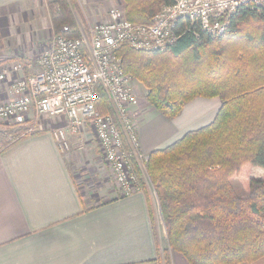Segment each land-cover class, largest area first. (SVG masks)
<instances>
[{"label": "trees", "instance_id": "1", "mask_svg": "<svg viewBox=\"0 0 264 264\" xmlns=\"http://www.w3.org/2000/svg\"><path fill=\"white\" fill-rule=\"evenodd\" d=\"M123 1L127 18L137 23H151L162 5L174 2ZM55 2L61 8L54 26L68 23L77 36L71 5L79 10V1ZM184 26L163 51L124 46L122 69L144 84L147 101L169 118L198 97L222 103L210 124L153 150L146 171L171 250L190 264L253 263L264 257V179L252 178L244 194L233 178L244 165L264 168V9L240 11L220 36L200 30L197 37L198 28Z\"/></svg>", "mask_w": 264, "mask_h": 264}, {"label": "crops", "instance_id": "2", "mask_svg": "<svg viewBox=\"0 0 264 264\" xmlns=\"http://www.w3.org/2000/svg\"><path fill=\"white\" fill-rule=\"evenodd\" d=\"M46 1L0 0L3 63H35L40 52H32L51 40ZM80 1L92 17L109 9L110 0ZM20 47L26 55L18 53ZM136 81L144 155L210 124L222 103L218 97H198L172 119L147 101L148 89L138 81L145 88L140 91ZM10 96L9 86L0 82V103ZM45 121L47 126L0 154V264H190L166 247L148 193L118 195L93 137L70 134L71 147L62 150L49 128L58 120ZM241 264H264V257Z\"/></svg>", "mask_w": 264, "mask_h": 264}, {"label": "built area", "instance_id": "3", "mask_svg": "<svg viewBox=\"0 0 264 264\" xmlns=\"http://www.w3.org/2000/svg\"><path fill=\"white\" fill-rule=\"evenodd\" d=\"M258 8L264 9V0H174L162 5L151 23L133 22L125 9L117 6L86 28L79 24L77 36L64 25L35 63L19 60L0 73V80L13 79L11 96L0 103V154L47 126L45 120L56 119L61 125L49 128L62 150L71 147L70 134L95 135L120 196L143 192L138 169L147 175L148 155L140 151L139 96L132 76L122 69L120 50L129 46L163 51L176 42L182 23L198 28L197 37L200 30L220 36L230 29L233 16ZM18 74L22 76L15 79ZM146 184L154 191L148 176Z\"/></svg>", "mask_w": 264, "mask_h": 264}, {"label": "rangeland", "instance_id": "4", "mask_svg": "<svg viewBox=\"0 0 264 264\" xmlns=\"http://www.w3.org/2000/svg\"><path fill=\"white\" fill-rule=\"evenodd\" d=\"M56 0H47L46 1V5H45V11H46V13L49 15V17H50V20H51V22H52V27H53V34H52V37H53V35L54 34H56V32L58 31V29L54 26V24H53V19H54V16L56 15V13H58L59 11H60V9L59 8H61L60 7V5H59V3L58 2H55ZM79 2H78V4H79V10H77V9H75L72 5H71V8L73 9V14H74V16H75V21H76V24H77V29H78V27H79V24L82 26V28H86L87 27V25L89 24V22H91V21H93V22H95V21H100V20H102V19H104L105 17H104V14L105 13H103L102 15H95L94 17H92V15H91V10L89 11L88 9H87V6H85V4H83L80 0H78ZM51 2H52V4H51ZM106 6H108L109 7V10L111 9V8H113V7H122V8H124L125 9V12H126V5H125V3H124V1L123 0H110L109 2H108V4H106ZM88 7L91 9V6L90 5H88ZM94 10H92V12H93ZM254 21H256V20H254ZM257 22V21H256ZM64 25H69L68 23H64L63 25H61L60 26V28L61 27H63ZM258 25V24H257ZM257 25H255V26H253V27H256V29H257ZM70 26V25H69ZM71 27V26H70ZM246 30H250V27L249 26H246V27H244ZM79 32V31H78ZM51 40H52V38H51ZM51 40L48 42V44L47 45H44V48L46 47V46H48L49 44H50V42H51ZM38 47H33V49H37ZM43 48V46H40V48H38L37 50H35V51H33L32 53H38V52H40L41 50H43L42 49ZM29 49V48H28ZM26 51H27V49H26ZM26 51H24V50H22V48L20 47V49H19V52L18 53H20L21 52V54L22 53H24L25 55L27 54L26 53ZM1 59V58H0ZM2 60V59H1ZM3 63L4 62V60H2V61H0V63ZM10 65H12V62L11 61H9V62H7L6 61V63H3L2 65L0 64V73L1 72H3V70H4V68L6 67V66H10ZM22 75L21 74H18L17 75V77H15V79H17V78H19V77H21ZM13 79L11 78V77H8L7 76V78L6 79H1L0 80V82L2 83V84H5V85H7V86H9L10 84H11V81H12ZM137 82V85H138V88H139V90L141 91V89H145L140 83H142V82H138V81H136ZM143 84V83H142ZM9 89H10V86H9ZM139 93V92H138ZM141 93V92H140ZM139 93V94H140ZM139 96V95H138ZM147 96V95H146ZM141 97V96H140ZM140 97H139V100H140ZM3 102H5V101H3ZM140 103V102H139ZM59 125H61V124H58L57 123V126H59ZM84 135H89V136H91V137H93V142L94 141H96V138H95V135H92V134H90V133H88V132H85V133H83ZM102 160H103V162H105L106 164H105V166L107 167V169H108V177H109V179L111 180V183H113V187H115L116 188V190H117V193H118V195H120V191H119V187H118V185H117V183H116V181H115V179H114V175H113V173H112V170H111V167H110V165H109V163L105 160V158H104V155L102 154V152H101V157H100ZM243 169L241 170V172L238 174V175H236L234 178H233V182H235L236 184H237V187L239 188L237 191L240 193V191H241V193H244L245 194V192H246V190L248 189V185H249V182H250V180L252 179V178H256V179H264V168L263 167H259V166H255V165H252V164H248V165H244V167H242ZM138 172H139V174H140V179H141V183H142V185H143V187H144V192H146V193H148L149 194V196H150V200H151V202L154 200L155 201V205H154V212H153V214H154V216L156 217L157 216V220H158V222H159V226H160V229H161V233H162V235H163V238H164V243H165V245H166V247L168 246L167 244L168 243H166V241L167 240H165V239H167V233H166V229H165V224H164V219H163V216H162V212H161V208H160V203H159V200H158V197H157V194H156V191H155V189H154V191H153V189H152V187H150V189L148 190V187L146 186L147 184H146V176H148V174H147V171H146V176H144L143 175V173L138 169ZM148 179H149V176H148ZM149 181H150V179H149ZM237 187H236V189H237ZM145 188H147V190L145 189ZM154 204V203H153ZM165 232V233H164ZM165 234H166V236H165ZM170 249V248H169Z\"/></svg>", "mask_w": 264, "mask_h": 264}]
</instances>
